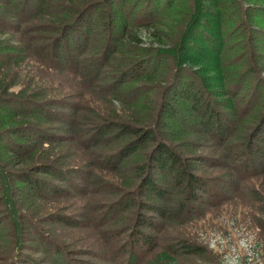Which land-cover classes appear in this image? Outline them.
Segmentation results:
<instances>
[{
	"label": "rangeland",
	"instance_id": "rangeland-1",
	"mask_svg": "<svg viewBox=\"0 0 264 264\" xmlns=\"http://www.w3.org/2000/svg\"><path fill=\"white\" fill-rule=\"evenodd\" d=\"M78 1L84 0L54 1L56 14L47 15L48 0H0V56L10 64L0 70V264H253L248 245L259 237L250 216L264 209V189L254 184L260 177L250 175L264 174V0H200L178 57L145 63L114 90L113 65L98 67L105 59L100 36L90 37L80 52H68L72 69L59 58L52 62L58 71L45 64L50 49L66 52L68 40L53 29L64 22V4ZM107 1L85 0L83 8H106ZM176 1L184 4L177 14L191 6V0ZM221 2L230 17L219 14ZM64 32L75 38L71 29ZM85 70L93 71L86 79L99 92L80 89ZM189 71L202 78L207 101L226 121L223 138L202 132L188 101L175 95ZM231 90L235 97L227 94ZM163 105L177 115L165 117ZM149 111L157 112L155 139L178 152L224 200L205 196L216 204L170 219L181 204L180 189L169 174L143 170L155 142L116 157L131 138L114 124L142 126ZM25 126L32 135L14 132ZM243 162L251 167L240 181ZM23 174L41 181L42 191L25 186ZM144 178L163 197L144 189ZM156 208L167 215L159 217ZM139 235L149 238L148 245L137 244ZM185 241L205 253L184 255L179 244ZM239 246L246 258L234 262Z\"/></svg>",
	"mask_w": 264,
	"mask_h": 264
},
{
	"label": "trees",
	"instance_id": "trees-1",
	"mask_svg": "<svg viewBox=\"0 0 264 264\" xmlns=\"http://www.w3.org/2000/svg\"><path fill=\"white\" fill-rule=\"evenodd\" d=\"M54 1L57 0H48L45 4L44 13L47 15L50 13L56 14L55 11L57 9L55 3H52ZM84 1L74 2L75 5L64 4L61 8L63 12H60L64 16L59 20V22H64H62V25L56 26V28L53 29L55 33H61L64 38L68 40V42H65L64 49L66 52L64 55L60 52H56L55 49L57 47H54V49H50L46 55H43V59L47 60L45 61V64L51 72L58 71L56 70L58 68V66H55L56 64L52 66V62L56 61L54 59L57 58L62 62L66 61L68 67L72 69L71 64L73 62L70 59L71 54L68 52H80L84 46L89 47L88 44L90 37L93 35L95 37L100 36L98 40L103 48L102 50L105 51V59L102 64H98V67H101V65H104L106 62L113 65V70L109 69V81L110 85L112 84L111 90L120 88V84L127 81V76L133 74L137 69L140 70L141 67L149 61H158L161 64L166 58L172 61L174 58H177L178 53L182 50L181 43L186 37L185 33L192 24V14L198 6L202 5L200 0H191V6L189 9L184 10L183 12H178L179 14H177V12L174 11L175 8H181L184 4L177 2L176 0H144V3L142 0H132V2H125V0H109L105 4L106 8H101L102 5L97 3L89 4L83 8ZM238 2V0H232L233 4H237ZM17 3V8H19L20 5ZM227 6L228 4L221 2L217 5V8L219 14L226 13L227 17H230L231 12H229ZM13 7H15V5ZM170 7H174V9L171 10L172 8L170 9ZM93 9L96 10L95 15L90 13ZM69 19H71V21L67 26L71 24L72 26L66 27L65 25L63 27L65 21ZM50 24L53 25L52 22H50ZM67 29H71V34H75V38L69 37V34L64 32ZM56 43H58V41ZM91 47L92 45L90 48ZM69 60L71 61L69 62ZM5 61L6 60L0 56V70H3L6 66H10V64L6 65ZM121 65L125 67L124 71L121 73L113 72L118 69L116 67H121ZM187 73L188 80L184 82L182 89L175 90V87L173 88V91H176L175 95L180 99L188 101L189 109L196 118L202 132L207 133V135L212 138H223L224 133L227 132L226 121L221 122L220 117L217 115L218 112L216 108L207 101L206 93L201 88L202 78L191 71ZM162 74L163 73H160L159 75L162 76ZM86 75L92 76L93 71L91 70L88 72L85 70L83 73L85 82L83 84L81 81L78 83L80 89L87 94H91L92 91L99 92V88L94 87L92 79H86ZM227 94L235 97L237 92L231 90L227 92ZM35 108L36 107L33 106L32 109ZM161 111L165 117L172 118L177 115V110L172 106L163 105ZM156 115L157 112L154 113L150 111L145 114V116L139 120V123L142 126H133L132 123L126 124L117 120L118 122H116L114 126L120 128V135L129 137L131 140L118 151L116 150V157L121 160L131 152L136 151L137 147L144 142H147L148 140H153L155 142V146L148 155L146 166L143 170L145 171L149 169L150 171L169 174L172 182H174L177 188L180 189L182 194L181 204L178 205V209L169 216L170 219L178 220L181 216L190 217L195 213L196 206L200 204L213 206L216 204L210 202V199L207 201V198H204L205 196H208L217 202L219 200H224L219 192H213L214 189L211 188V185H209L206 180L189 171L188 162L181 158L178 152L174 151L173 148L165 143L155 139L154 124L157 119ZM25 128L28 127L16 128L14 129V132L16 134L19 133V136L24 137L29 135V133L31 135L33 134L31 130H28L27 132V129ZM258 151L261 152V150ZM250 167L249 164L243 162L242 166L237 168V171L239 170L240 172L244 170V177H240V181L246 178L245 174L249 175L247 172ZM43 168H47V166H42V169ZM250 175L255 177V179L260 177V180L254 181V184L264 189V174L252 172ZM21 176L25 186L35 189L34 194L36 193V189H38L37 192L42 191V186H39L41 181L33 180L28 174H23ZM42 184L45 185V183ZM142 187L158 197H163L164 191L155 188L149 178L143 179ZM252 194L257 196V190H253ZM253 211L255 212L254 214L250 212L252 214L250 217L253 220L251 229L257 233L259 238H256L257 240L254 241L252 245H248L250 254H253L249 260L253 264H264V209L257 210L255 208ZM156 213L159 217H165V215H167L163 210H159L158 208H156ZM245 215H249V213H246ZM145 223L147 224L148 220H146ZM148 225L153 226L152 223H148ZM137 241V244L144 243L148 245L147 241L149 242V238L145 235H139ZM179 246L180 251L188 256H201L206 251L205 248L192 245L191 242L187 241L181 242ZM239 247L240 251L234 262L238 259L246 258L243 256L245 255L244 248L241 246Z\"/></svg>",
	"mask_w": 264,
	"mask_h": 264
}]
</instances>
